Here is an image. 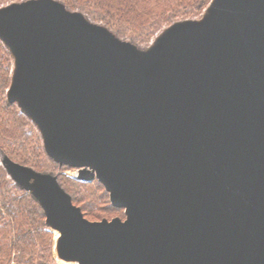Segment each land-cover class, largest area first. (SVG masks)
Returning a JSON list of instances; mask_svg holds the SVG:
<instances>
[{
	"label": "water",
	"instance_id": "obj_1",
	"mask_svg": "<svg viewBox=\"0 0 264 264\" xmlns=\"http://www.w3.org/2000/svg\"><path fill=\"white\" fill-rule=\"evenodd\" d=\"M144 53L56 0L0 8L9 102L47 154L126 219L91 221L56 177L6 161L79 264H264V0H213ZM64 256V257H63Z\"/></svg>",
	"mask_w": 264,
	"mask_h": 264
},
{
	"label": "trees",
	"instance_id": "obj_2",
	"mask_svg": "<svg viewBox=\"0 0 264 264\" xmlns=\"http://www.w3.org/2000/svg\"><path fill=\"white\" fill-rule=\"evenodd\" d=\"M11 1L0 0V6ZM95 22L108 26L121 38L148 46L165 27L179 20L200 18L212 0H61ZM13 57L0 39V152L38 172L58 175L62 188L84 216L124 218V209L112 205L104 185L66 173L47 154L35 123L16 102H9ZM0 264H61L53 252V232L41 204L32 193L8 179L0 165Z\"/></svg>",
	"mask_w": 264,
	"mask_h": 264
},
{
	"label": "rangeland",
	"instance_id": "obj_3",
	"mask_svg": "<svg viewBox=\"0 0 264 264\" xmlns=\"http://www.w3.org/2000/svg\"><path fill=\"white\" fill-rule=\"evenodd\" d=\"M28 1L29 0H20V1H11V2H9V3H7V4H5V5H2V6H0V8H5V7H8V6H10V5H12V4H14V5H24L25 3L27 4L28 3ZM57 2H59L60 4H62V5H64V7H65V9L66 10H68V11H70L71 12V14H73V13H75V12H81L82 14H83V16H84V19L86 20V22L87 23H89V24H93V25H95V26H100V27H103V28H106L108 31H110L111 33H113V34H116L115 32H113L110 28H108V26L107 25H105V24H103V23H99V22H95V21H93L89 16H88V14H86V13H84V12H82V11H80V10H78V9H76V10H71L69 7H67L61 0H56ZM213 2V0L211 1V3ZM211 3L207 6V8L204 10V12H203V14H202V16L200 17V18H192V19H184V20H179V21H176L177 23L178 22H190V23H200L201 21H203L204 20V14L206 13V11H207V9L209 8V6L211 5ZM169 26H167V27H165L160 33H158L156 36H155V38L151 41V43L148 45V46H142V45H138V44H136V43H134L133 41H132V39L131 38H121V37H119L117 34H116V36H117V39H119V40H121V41H130L133 45H135L138 49H140L141 51H143L144 53H151V50H152V48H153V45H154V43H155V41L158 39V37L161 35V34H163L164 32H165V29H167ZM4 43V42H3ZM6 46V45H5ZM8 49V48H7ZM9 50V49H8ZM11 53V52H10ZM12 55V54H11ZM12 57H13V55H12ZM16 69H17V67H16V61H15V58L13 57V69H12V78H11V83H10V87H11V84H12V81H13V77H14V75H15V71H16ZM10 87H9V89H8V91L10 90ZM8 91H7V93H8ZM8 97V96H7ZM9 101V100H8ZM18 104V103H17ZM19 105V104H18ZM21 108V107H20ZM21 110H22V108H21ZM23 111V110H22ZM24 112V111H23ZM25 113V112H24ZM26 114V113H25ZM33 121V120H32ZM34 122V121H33ZM35 125L37 126V124L35 123ZM37 128H38V126H37ZM39 129V128H38ZM39 132H40V129H39ZM40 134H41V132H40ZM41 136H42V134H41ZM42 139H43V137H42ZM43 144H44V140H43ZM45 147V146H44ZM50 157V156H49ZM51 158V157H50ZM52 159V158H51ZM8 160H11V161H13L14 163H17L16 161H14V160H12V159H10L8 156H6L4 153H2V152H0V165L5 169V171H6V173H7V177H8V179H10L11 181H13L16 185H18L19 187H21L22 189H24L22 186H20L18 183H17V181L15 180V178L13 177V175H12V173L10 172V170L8 169V166H7V163H6V161H8ZM53 160V159H52ZM54 161V160H53ZM54 162H56V161H54ZM57 163V162H56ZM19 164V163H18ZM59 164V163H58ZM59 166L60 167H62V166H67L68 168H69V170H67L66 171V173L68 174V175H70V176H72V177H75V178H77L78 176H79V174H80V170L81 169H84V167H82V168H77V167H72V166H69V165H65V164H63V165H60L59 164ZM44 173V172H43ZM45 173H48V174H51V175H53L54 177H56L57 178V180H58V175L57 174H55V173H53V172H51V171H45ZM59 182V181H58ZM60 184V183H59ZM24 190H26V189H24ZM27 191V190H26ZM70 195V194H69ZM124 209V208H123ZM116 217H120V216H116ZM116 217H113V218H116ZM112 218V219H113ZM121 219H126V215H125V209H124V218H122V217H120ZM87 219H89V220H91V221H101V220H103V219H107V220H112L111 218H107V217H104V218H102L101 220H93V219H90V218H87ZM47 224V223H46ZM47 226L49 227V229H50V231L51 232H53V252H54V254H55V256L57 257V261H59L61 264H69V263H67V262H65L62 258H60V256H59V254H58V248H57V243H58V240H57V236L55 235V232H54V230L47 224Z\"/></svg>",
	"mask_w": 264,
	"mask_h": 264
},
{
	"label": "bare ground",
	"instance_id": "obj_4",
	"mask_svg": "<svg viewBox=\"0 0 264 264\" xmlns=\"http://www.w3.org/2000/svg\"><path fill=\"white\" fill-rule=\"evenodd\" d=\"M169 27H170V26H169ZM53 230H54V232H55V235L57 236V240L60 241V239L63 238V234H62V232H61L58 228H56V227H53ZM63 257H64V256H63ZM63 260H64L65 262L69 263V264H79L78 261H74V260H71V259L66 258V257L63 258Z\"/></svg>",
	"mask_w": 264,
	"mask_h": 264
}]
</instances>
